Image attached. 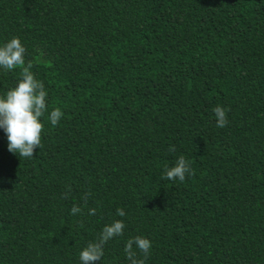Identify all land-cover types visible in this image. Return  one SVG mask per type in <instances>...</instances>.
Returning a JSON list of instances; mask_svg holds the SVG:
<instances>
[{"label":"trees","instance_id":"obj_1","mask_svg":"<svg viewBox=\"0 0 264 264\" xmlns=\"http://www.w3.org/2000/svg\"><path fill=\"white\" fill-rule=\"evenodd\" d=\"M13 36L63 116L32 158L0 130V264H79L118 219L90 264L137 235L145 264H264V0H0ZM180 155L192 174L162 178Z\"/></svg>","mask_w":264,"mask_h":264},{"label":"clouds","instance_id":"obj_2","mask_svg":"<svg viewBox=\"0 0 264 264\" xmlns=\"http://www.w3.org/2000/svg\"><path fill=\"white\" fill-rule=\"evenodd\" d=\"M26 48L19 37L13 36L0 42V71H13L17 68L19 78L15 86L0 95V130L6 136L7 150L23 158H32L34 150L41 146V134L44 128L43 117L47 114L50 125L56 126L63 116L60 107L49 109L48 91L44 83L31 71L32 64H25ZM216 127L223 128L228 123L226 108L217 105L213 108ZM174 151V148H170ZM191 165L183 155H180L171 166H165L162 178L169 181L185 180L191 175ZM87 201V194L84 198ZM81 212V208L73 205L69 210L71 215ZM89 215L95 213L94 208L88 209ZM116 215L124 217L125 212L117 208ZM124 221L114 220L105 224L98 237L87 243L78 253L79 264L101 261L104 245L114 237L121 236L124 231ZM151 249L149 238L141 235L128 238L124 245L125 258L129 264H145ZM137 250L142 257H137Z\"/></svg>","mask_w":264,"mask_h":264}]
</instances>
